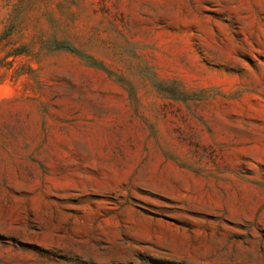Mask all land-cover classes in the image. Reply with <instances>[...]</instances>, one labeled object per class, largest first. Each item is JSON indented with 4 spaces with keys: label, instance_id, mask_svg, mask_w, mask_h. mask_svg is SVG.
Here are the masks:
<instances>
[{
    "label": "rangeland",
    "instance_id": "374dc122",
    "mask_svg": "<svg viewBox=\"0 0 264 264\" xmlns=\"http://www.w3.org/2000/svg\"><path fill=\"white\" fill-rule=\"evenodd\" d=\"M0 264H264V0H0Z\"/></svg>",
    "mask_w": 264,
    "mask_h": 264
}]
</instances>
